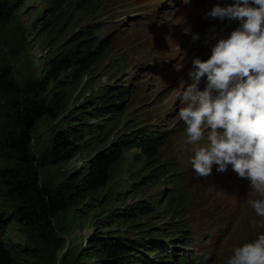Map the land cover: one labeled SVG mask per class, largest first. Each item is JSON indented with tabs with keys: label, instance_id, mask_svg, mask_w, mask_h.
Instances as JSON below:
<instances>
[{
	"label": "rangeland",
	"instance_id": "rangeland-1",
	"mask_svg": "<svg viewBox=\"0 0 264 264\" xmlns=\"http://www.w3.org/2000/svg\"><path fill=\"white\" fill-rule=\"evenodd\" d=\"M204 3L67 0L52 8L51 0H0V14H13L17 6L23 5L15 20L25 33L13 44L0 40V79L7 84L39 80L45 62L73 49L74 37L84 31L97 30V50L104 49L103 56L81 81L59 91L60 104L54 117H44L36 124L29 146L36 159L50 150L56 133L87 100L108 87L125 91L124 99L118 101L119 110L106 122L107 129L97 143L68 165L41 168L42 182L52 189L60 187L89 158H94L100 147L120 142L121 137L133 139L155 130L158 143H162L158 166L150 168L145 160L134 159L132 153H139V148L114 165L99 193L96 211L84 216L81 223L75 220L74 209H68L54 215L46 233L37 232L33 226L13 225L0 232L2 243L37 250V264H70L98 227V221L110 219V237L138 239L147 233L169 234L178 239L181 249L182 236H187L190 247L177 254L193 253L191 264H227L234 248L264 233V227L253 226V221L260 225L264 219L257 217L246 202L258 198L255 194L248 197V180L239 178L232 169L222 175L215 165L209 176H196L190 163L192 149L198 145L186 143V129L178 117L182 106L179 95L183 81L185 86L190 82L191 60L204 50L207 55L211 51L209 27L202 17ZM46 22L50 30H39ZM195 22L206 41L192 48L189 36L182 33ZM33 28L39 32L32 38ZM7 98L0 85V116ZM2 133L0 121V140ZM206 142L201 140L199 145ZM177 193L186 196L180 216L171 213L165 202ZM139 204L153 206L154 214L136 222H123L126 209Z\"/></svg>",
	"mask_w": 264,
	"mask_h": 264
},
{
	"label": "trees",
	"instance_id": "trees-1",
	"mask_svg": "<svg viewBox=\"0 0 264 264\" xmlns=\"http://www.w3.org/2000/svg\"><path fill=\"white\" fill-rule=\"evenodd\" d=\"M51 2L52 8H56L67 0ZM22 8L23 5L17 6L13 14H0V40L13 44L21 39L25 30H22L15 17ZM46 24L42 23L39 30H50ZM31 30L33 38L39 30ZM96 31L90 29L82 32L74 37L73 49L47 60L42 66L39 80L7 84L0 79V85H3L8 97L6 108L0 116L4 134L0 140L2 233L13 225L33 226L37 232L46 233L52 227L54 215L68 209H74L75 220L81 223L84 216H90L96 211L99 193L107 184L113 166L135 148H139V153H132L134 159L145 160L151 165L150 168L158 166L157 156L162 143H158L156 131L148 130L133 139L121 137L120 142L100 147L94 158H89L80 171L73 173L56 189L40 180L41 168L68 165L89 146H94L100 134L107 129L106 122L119 110L118 101L125 97L124 89L105 88L70 117L65 128L54 136L46 154L36 159L29 151L31 134L36 124L44 117H54L59 109V91L71 83L81 81L103 56L104 49L97 50L99 44L97 46ZM185 197L182 193L170 195L165 200L166 208L180 216L186 206ZM125 212L123 222H136L152 216L155 208L149 204H139ZM96 225L98 227L70 264H187V259L193 258V254L178 255V239L169 234L147 233L143 234L146 235L144 238L125 239L108 236L111 234L108 230L113 226L110 219L98 221ZM182 237L180 245L189 248V237ZM37 260V250L11 247L0 241V264H37Z\"/></svg>",
	"mask_w": 264,
	"mask_h": 264
},
{
	"label": "clouds",
	"instance_id": "clouds-1",
	"mask_svg": "<svg viewBox=\"0 0 264 264\" xmlns=\"http://www.w3.org/2000/svg\"><path fill=\"white\" fill-rule=\"evenodd\" d=\"M203 19L237 21L238 26L219 38L211 28L216 42L210 56L193 58L188 71L192 83L185 86L183 81L178 117L186 129V143L198 145L192 149V170L207 177L214 165L220 173L231 166L239 178L249 181L248 197L258 198L246 202L264 219V0L217 4L203 13ZM201 140L207 142L199 145ZM253 226L264 224L253 221ZM227 264H264V233L234 248Z\"/></svg>",
	"mask_w": 264,
	"mask_h": 264
},
{
	"label": "bare ground",
	"instance_id": "bare-ground-1",
	"mask_svg": "<svg viewBox=\"0 0 264 264\" xmlns=\"http://www.w3.org/2000/svg\"><path fill=\"white\" fill-rule=\"evenodd\" d=\"M205 24H207V23L205 22Z\"/></svg>",
	"mask_w": 264,
	"mask_h": 264
}]
</instances>
